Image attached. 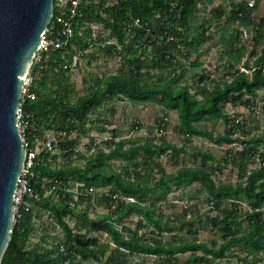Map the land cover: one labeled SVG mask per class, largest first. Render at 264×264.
Wrapping results in <instances>:
<instances>
[{"label": "trees", "instance_id": "16d2710c", "mask_svg": "<svg viewBox=\"0 0 264 264\" xmlns=\"http://www.w3.org/2000/svg\"><path fill=\"white\" fill-rule=\"evenodd\" d=\"M208 1L120 0L119 6L110 10H118L113 21L105 20L96 5L88 7L83 19L104 21L111 30V38L117 37L122 45L121 50L116 45L97 46L96 53L120 57L122 63L115 75L93 79L91 74V80L85 77L83 83L88 85V91L75 100L70 70L63 68L65 64L71 65L72 48L65 54L62 50L51 51L42 63L34 65L31 72L34 81L28 95L35 98L26 95L23 102V110L34 124L26 134L27 142L34 150L40 143L55 138L54 148L43 150L34 161L29 183L39 200L26 198L31 207H20V217L14 223L1 264H142V256L146 255L156 256L157 264H179L177 255L188 252L192 255L187 264H218L235 248L246 254L239 259L245 264H263L259 254L264 255V132L240 139L238 135L246 124L229 117L223 107L229 103L235 108L254 110L258 91L264 88V51L258 54L253 50L252 63L245 64L249 73L235 68V63L246 56L247 48L241 44L240 29L232 27V33L222 37L227 45L224 54L231 57L227 67L234 71L230 79L218 82L200 72L199 58L213 41L209 34L212 23L257 28V46L264 40V18L255 17L260 0L254 6L241 0L231 1L228 9L220 6L211 10L214 21H210L198 16L199 12H206L204 2ZM199 4L205 6L199 7ZM130 12L142 23L149 22V35L146 29L137 28L133 38H127L123 22ZM72 44L82 50L89 46L77 33ZM193 54L197 55L195 61H191ZM189 71L194 74L191 79L196 78L192 85L196 94L191 87L182 85ZM207 83L212 84V90ZM119 101L162 107L163 117L157 121L159 137L152 132L148 137L120 138L118 129H113L111 139L101 138L94 146L96 140L91 132L105 135L112 125V121L96 115ZM170 111L177 113L174 132L184 139L183 145L178 146L166 137ZM217 120L226 125L223 135L215 136L213 129L198 125L210 122L214 126ZM142 126L137 123L134 130ZM88 137L90 143H83ZM197 137L206 138L220 148L241 143L240 150L225 149V154L218 159L195 149L192 152L195 164L189 166L181 156L189 155L187 148ZM164 155L179 167L174 173H167L160 162ZM257 160L259 167L248 171L243 168L245 161ZM115 162L120 164L113 165ZM230 164L240 168L239 181L217 184L214 175L223 172V165ZM79 183L84 186L75 190ZM194 184L201 187L198 194L206 193V202H215V217L197 219L191 215L187 219L186 210L168 218L162 209L172 202L169 196L173 188L186 189ZM90 189L94 191L90 193ZM98 189L104 192L95 191ZM122 196L134 202L124 201ZM187 196L188 199L197 197L193 193ZM94 198L96 206L107 209L98 218L90 217ZM229 201L233 202L232 208L227 206ZM240 201L248 202L254 212L244 213L239 207ZM45 213L61 229L62 236L53 237L45 228L41 240L33 242L36 222ZM133 216L137 218L135 229L125 223ZM197 224L218 229L222 243L212 241L208 246L199 242ZM186 228L195 236L194 240L163 242L160 239L161 233ZM149 229L152 239L141 234L142 230ZM96 232L107 234L112 242L104 243L99 237L90 236Z\"/></svg>", "mask_w": 264, "mask_h": 264}, {"label": "rangeland", "instance_id": "374dc122", "mask_svg": "<svg viewBox=\"0 0 264 264\" xmlns=\"http://www.w3.org/2000/svg\"><path fill=\"white\" fill-rule=\"evenodd\" d=\"M231 1H236L235 3L240 2L241 0H209L206 4H204L207 7L206 12H203V17L205 19H209L210 21H214V17L211 14V10L216 9L217 7L223 6L228 9L229 4ZM203 4V6H205ZM256 18H264V0H260V6L255 14ZM224 21V20H223ZM217 23H212L211 28L209 30V34L213 36V41L207 44V52L204 53L199 58V62L201 63V67L199 68L200 72H204L209 75H213L214 81L222 82L224 80L230 79L231 74L234 72L232 69L227 67L228 62H231L230 54L225 55V51L227 49V45L225 41L222 40L223 36L231 34L233 31V28H239L243 29V31L246 29V27H239V25L234 26H228L219 24L220 26H217ZM233 27V28H232ZM241 31L240 39L241 44H245L246 46V56L240 61V63H235V68H243L245 67V64L252 63V52L254 49H256L257 53H261L264 51V40L262 43L256 46V38H257V28L250 27L249 29L245 30L244 33ZM204 51V50H202ZM103 58V56H102ZM197 59L195 55H192V60ZM96 67V65H91V69ZM102 68H107L106 71L109 73L116 72V70L121 66L120 63L115 59H102L101 65ZM243 70V69H242ZM32 70L29 69V73H31ZM85 72L82 71L81 75H83ZM194 76L192 71H189L188 76H186L184 82L182 85L191 87L192 93H195L192 85L195 84V79H191V77ZM72 83L75 84V91L76 95L73 97L75 100L76 98L83 96L88 91V85L83 83V79L79 76H72ZM207 87L209 89H213L211 83H207ZM259 96L255 100L256 107L254 110L247 109L243 106L240 107H233L232 104H225L223 109L225 113L231 117V118H237L240 120L243 124H246L245 129L246 131H240V134L238 137L240 139H250L253 137V135H260L264 132V88L259 89L258 91ZM199 99H201L199 97ZM113 108V109H111ZM114 111V112H113ZM103 117L104 119H108L112 121V125L109 127V133H106L102 136V139H111L112 133L111 130L118 129V131L121 133L120 138H142V137H148L150 136V133L153 132V136L159 137L157 132V121L163 117V111L162 107L159 105L154 104H147L144 106L134 105L133 103L129 101H119V102H112L110 104V108L108 110H104L101 114L96 115V117ZM167 122L169 125V129L166 133V137L168 140L172 143H175L176 145L180 146L184 144V139L177 135L174 130L178 123V116L175 111H170L167 117ZM140 123L142 124V128L138 130H134V125ZM91 125V124H89ZM199 126L205 127L208 130H214L215 136L223 135L226 129V125L223 123L222 120H217L214 122V126L212 123H201L198 124ZM92 134L94 132H91ZM52 138L51 136H49ZM106 137V138H104ZM87 141H89L87 139ZM241 144V143H240ZM240 144H237V146L234 145V150L239 151L240 150ZM233 146V145H229ZM81 147V146H80ZM127 147V146H126ZM242 148V146H241ZM197 149L202 152L211 154L212 156L216 158L222 157L226 150L220 147H216V144L211 143L208 139L197 137L194 138L192 144H190L187 148V151L189 153L188 156L184 157L181 156V159H186V163L189 166L194 165L195 157L192 155V152ZM56 153V152H55ZM160 162L164 165L167 173H174L179 167L174 166L171 164L169 156L164 155ZM119 162H115L113 165H119ZM183 162L181 161L180 166H182ZM200 164V161L199 163ZM259 167V161L257 160L254 163L244 162L243 168H245L247 171L250 169H254ZM239 172L240 168L233 167L232 164L230 165H223V172L219 173L218 175H214V180L217 184H223L227 181H232L233 183H236L239 181ZM201 190V187L199 184H194L186 189H180L177 190L176 188H173V192L170 194V200L172 201L169 206L164 207L162 210L166 214V216L172 217L175 214L179 215L184 210L183 208V202L186 201L192 206H198L201 208V213L193 211L194 216L198 219L200 217L205 218L206 214L208 212L206 207V195L205 193L198 194V191ZM193 193L197 197L193 199H188V194ZM97 202H95L94 207L90 210V217L98 218L99 216L103 215L107 212V209L105 207H99L96 206ZM229 207V206H228ZM203 212V213H202ZM135 219L137 220L136 216L131 217L129 220L126 219L125 223L135 229L136 224L134 223ZM72 226V223L70 224ZM47 228L50 235L53 237H61L62 231L55 223H53L47 213L44 214L43 219L39 222H36V229L37 232L32 236L33 242H38L41 240V236L45 234L44 229ZM199 233L196 236L199 242L205 243L206 245H210L212 241H217L219 244L222 243V234L218 231V229H214L211 225H204L201 226L199 224ZM119 229V228H118ZM121 230V228H120ZM149 230H142L141 234H144L149 239L154 238ZM93 234V235H92ZM90 236L92 237H99L102 242H112L110 240V237L107 234H103L101 232L92 233ZM160 239H162L163 242H174L177 240L185 239L188 241L194 240L195 236H191L189 233V229L186 228L183 231H175L172 233H161ZM179 238V239H178ZM177 239V240H176ZM114 247V246H112ZM190 255H192L190 252L179 254L177 255V263L179 264H187ZM198 255V254H197ZM246 254L244 252L240 251L238 248H235L233 253H231L227 258H225L222 261H219L218 264H245L243 261H240V257H245ZM259 256L262 258V263L264 264V255L263 253L259 254ZM252 258V256H250ZM90 264V263H89ZM142 264H157V258L156 256H142Z\"/></svg>", "mask_w": 264, "mask_h": 264}, {"label": "water", "instance_id": "95a60500", "mask_svg": "<svg viewBox=\"0 0 264 264\" xmlns=\"http://www.w3.org/2000/svg\"><path fill=\"white\" fill-rule=\"evenodd\" d=\"M53 16V0H0V264L11 241L15 193L26 160L17 112L25 77Z\"/></svg>", "mask_w": 264, "mask_h": 264}, {"label": "built area", "instance_id": "2783aa9c", "mask_svg": "<svg viewBox=\"0 0 264 264\" xmlns=\"http://www.w3.org/2000/svg\"><path fill=\"white\" fill-rule=\"evenodd\" d=\"M54 1V16L53 19L46 30V32L43 34V41L39 48V50L36 52V55L34 56V62L32 66L30 67L31 70H33L34 65L42 63L43 58L47 57L48 53L51 51H57L62 50L65 54V52H69L70 48H72L73 56H72V62L71 65H63V68H69L71 77L72 76H79L81 79H84L85 77L88 78V80H91L90 77L91 74L94 75L93 79H96L97 77L102 79L103 76L106 75H115L118 71L112 73L106 71L107 68H102L101 61L102 59H115L120 64L122 63V60L120 57H108L101 53H96V47H105L106 45H116L119 50H121L122 45L118 41L117 37L111 38V30L108 29L104 23V21H96L94 20H84L83 17H85V10L88 7L96 5L99 8L100 15L107 21H113V15H117V11L112 12L110 10L116 9L119 6L120 0H53ZM256 0H248L249 6H253L255 4ZM99 4H102V6H99ZM201 6V5H199ZM54 18H56L55 22H53ZM123 29L126 33L127 38H133L132 33L135 31V29H146L147 35L150 34V29H147L149 27V22L142 23V20L140 18H135L132 13H128V17L123 22ZM76 33L83 37L86 41H88L89 46L82 50L81 48H78L74 44H72V40L75 38ZM169 40H173V38H169ZM103 56V58H102ZM65 59V57H63ZM91 65H96V67L93 66L94 69H91ZM99 67V68H98ZM85 72L83 75L81 73ZM34 81V77L31 73L28 71V75L25 77V88L23 91L22 96V104L20 109L17 112V123L19 126V131L22 135V139L26 148V160L25 165L22 171V175L18 181V188L15 193V206H14V223L17 221V219L20 217L19 211L20 207L23 205L27 207H31V204L26 200L28 198L29 200H39V196L37 193H35L34 189L30 186L29 183V177L31 173V168L34 166V161L38 157V155L45 149L52 151L54 148V139H48L46 142L40 143V146L35 148L34 150H31L29 148V143L27 142L26 134L28 132V129H31L34 127V124L31 122V118L28 114L25 113L23 110V102L24 97L28 95L29 88L31 84ZM30 98L34 99L35 97L33 95H28ZM92 137H95L94 146L101 142L102 133L96 131L93 134H90ZM87 139L89 141H87ZM91 141V138H85L83 140V143L89 144ZM42 146V147H41ZM94 148V147H93ZM93 152V149H92ZM82 184H76L75 190H78L79 187H83ZM94 191L93 189H90V193ZM97 192H100L101 194L104 192L102 189L95 190ZM77 199V197H76ZM122 200L127 202H134V199L131 198H125L122 196ZM95 203V198L92 200ZM95 205V204H94ZM183 207L186 208L189 204L185 201L183 202ZM48 214V213H47ZM49 215V214H48ZM50 217V216H49ZM51 219V218H50ZM52 221V220H51ZM74 223H72L73 227ZM121 227H119L120 230ZM61 251H64V247L61 246Z\"/></svg>", "mask_w": 264, "mask_h": 264}, {"label": "clouds", "instance_id": "9594fccd", "mask_svg": "<svg viewBox=\"0 0 264 264\" xmlns=\"http://www.w3.org/2000/svg\"><path fill=\"white\" fill-rule=\"evenodd\" d=\"M247 2H248V0H246ZM257 1V0H256ZM256 3V2H255ZM200 5V4H199ZM201 6H203V4H201ZM201 6H199V7H201ZM254 6V5H253ZM203 13L202 12H199V15L198 16H203L202 15ZM245 30H247V28L245 29ZM243 31V29H240V31H243L244 33L246 32V31ZM258 54H260V53H258ZM193 55H195L196 56V58H197V55L196 54H193ZM196 60V59H195ZM195 60H192V58H191V61H195ZM243 69V70H242ZM240 70L241 71H244V72H246V73H249V71L245 68V67H243V68H240ZM264 72V71H263ZM211 78L213 79L214 77H213V75H211ZM211 90V89H210ZM194 92L195 93H193V94H196V91L194 90ZM259 96V95H258ZM198 98L200 97L201 98V96H197ZM230 145H233V146H229V145H225L223 148L224 149H230V148H234V145L235 146H237V144H230ZM218 175V174H217ZM205 195H206V193H205ZM185 202V201H184ZM232 201H229L228 202V205L227 206H229V208H232ZM189 204V203H188ZM238 204H239V207L243 210V212L244 213H248V214H251L252 212H254V210L252 209L251 210V206L249 205V203L248 202H246V201H240V202H238ZM206 207H207V210H208V212L207 213H205L206 214V216L207 217H215V215L217 214V211L215 210V202H213V201H209V202H207L206 203ZM184 208V207H183ZM184 211H186L187 210V212H186V216H187V219H190V218H192V216H194L193 215V211H195V212H199L200 211V213H201V208L200 207H198V206H192V205H188L186 208H184L183 209ZM184 211L182 212V213H184ZM256 212H259V210H256ZM262 212H264V209L262 210ZM203 213V212H202ZM192 215V216H191ZM246 219V217H245V215L243 216V219ZM247 218H248V216H247ZM247 223L248 222H246L244 225H245V227L247 226ZM197 227H199V225L197 224ZM189 229V228H188ZM235 250V249H234ZM233 250V251H234ZM222 260H224V259H222ZM221 260V261H222ZM219 261V260H218Z\"/></svg>", "mask_w": 264, "mask_h": 264}]
</instances>
